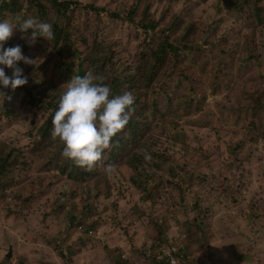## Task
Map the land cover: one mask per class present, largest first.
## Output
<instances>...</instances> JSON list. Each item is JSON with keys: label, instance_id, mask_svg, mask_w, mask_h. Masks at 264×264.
<instances>
[{"label": "rangeland", "instance_id": "obj_1", "mask_svg": "<svg viewBox=\"0 0 264 264\" xmlns=\"http://www.w3.org/2000/svg\"><path fill=\"white\" fill-rule=\"evenodd\" d=\"M0 1L8 3L0 6V21L35 17L52 24L58 36L49 42L37 37L29 46L21 35L31 36V30L15 31L4 44L19 45L36 62L17 65L25 71L28 94L0 89L5 93L0 98V149L11 152L0 179L8 185L0 198V262L6 257L10 261L5 264H114L126 257L129 264H152L144 252L174 244L189 255L187 264H264V26L251 16L252 5L236 21L225 0H55L70 2L66 15L41 0ZM39 2L47 13L39 10ZM137 3L139 12L129 16ZM151 21L159 26L144 35L138 23ZM68 22V38L62 41L57 28ZM189 26L190 36L181 40ZM159 35L175 48L160 55L150 88L137 92L147 107L144 115L156 98V111L144 118L150 127L145 140L152 145L143 155L151 160H144V166L130 157L138 168L155 174L148 188L127 186L126 166L114 171L117 177L111 173L98 181L53 179L59 176L54 162L66 160L61 145L53 140L48 148L32 152L31 134L49 115L47 102L66 90L61 86L77 75V63L90 57L92 38L114 77L123 67L131 68L125 75H134L145 62L150 67L152 57L148 62L137 58L142 51H155ZM71 38L81 52L73 55V68L64 61ZM250 96L258 98L259 107ZM5 106L10 116L4 114ZM154 161L160 164L151 169ZM189 172L206 179L194 184L185 176ZM40 192V199L22 206L23 198ZM95 192L97 208L93 198L87 200L94 208L88 223L123 193L118 215L102 214L98 227L90 228L91 236L84 226L65 229L56 205L79 212L84 198Z\"/></svg>", "mask_w": 264, "mask_h": 264}, {"label": "trees", "instance_id": "obj_2", "mask_svg": "<svg viewBox=\"0 0 264 264\" xmlns=\"http://www.w3.org/2000/svg\"><path fill=\"white\" fill-rule=\"evenodd\" d=\"M42 3H46L47 8L50 6L52 8H54L56 10V12H59V14H63L66 15L69 6H70V2H60L57 3L55 0H41ZM204 1V0H203ZM0 6H6L8 5V3H3V1H0ZM223 4L227 7V9L230 10V14L235 18L236 21L240 20L242 15L244 13H246V9L250 8V5L253 6L254 8V12L251 13L252 17H255L258 25L260 26H264V0H225L223 1ZM39 5V10L43 13H47V9L46 7H41L40 6V2L38 3ZM139 12V4L137 3L136 6L131 9L128 12V15L133 17L135 15H137V13ZM114 17H116V15H113ZM143 16L147 17V10H145L143 12ZM71 18V17H70ZM71 20V19H70ZM69 23V22H68ZM173 24L177 25L178 22L176 21V19H173ZM138 25L145 31L144 35H146L149 32H154L156 30V28L159 26V23L156 21H151L149 23H144V22H139ZM69 27H70V23L68 24V26H66L65 28H57L58 31H60L61 35H62V41H66L68 38V33H69ZM192 30V26L189 27H185V32L184 34L181 35V40H184V38L189 37L190 35H186L189 34V32ZM68 32V33H67ZM147 32V33H146ZM158 32V30H157ZM146 33V34H145ZM58 36H56V34H54V38H56ZM87 36H85L86 38ZM40 38V37H39ZM89 38V37H87ZM168 37L167 36H157L156 40H161L160 43L157 45L155 51H147L146 54L143 52L140 53L138 55L137 60H141L143 58L146 59V61L148 62L149 58L152 57V65L149 67L146 62L144 64V66L134 75H131L130 73L128 75L126 74V70H130L131 68L128 67H123L122 70H120L118 72V74L114 77L109 76V71H112L111 69H105L104 68V64L106 62V58L104 55H102L99 51V45H98V50H97V39L94 36L92 38V42H91V49H90V57L89 58H85L84 56H82L83 62L81 63H77V75L78 76H84L87 72L91 71L94 75H100L103 76L104 78V83L107 84L108 86H110L111 90H112V95H122L124 92H131L134 96H135V103L133 105L135 111L128 123V125L125 127V129H123L116 137L113 138L112 141V147H110L109 149L105 150L104 154H103V159L102 161L98 162L97 166L92 170V171H86L82 168H78L76 167L74 164H72L71 162L67 161V160H58L54 162V168L55 170L58 171L59 176L55 177L53 175V179H59L62 176H64L67 180L70 181H80L82 183L88 182V181H98L99 177L104 176L106 177V175H110L111 173H113V177H117V174L114 173V171H118V169L122 166H126L130 172L129 175H126L124 177V180L126 181L127 186H131L132 189L136 190V191H144L145 189L148 188V181L151 177L155 176L154 173H152V171H148L146 168H138V166H136L135 163H133L130 159V157H136L139 159V163L143 164L145 166L144 163V152L146 150H149V146H151V141H146V134L148 133L150 127H149V123L147 121L144 120V118L147 117L148 113L152 114L153 110L156 111L155 107V102H156V98H151L152 100V104H150L151 106H154L151 110H147V115L143 114V111L146 107V105L144 104V106L140 103L139 101V97L137 95V92L140 90L143 91H147L150 86H151V81H152V73H154V71L156 72V68L157 65H160L159 63V58L160 55L164 52V51H173L175 46L172 45L171 43H169V41H167ZM145 39V37H144ZM74 39L71 38L70 39V43L72 44L71 49H69V47H67L66 51H64V55H65V64L69 63L70 66L73 68V66H75L74 64V60H73V55L74 54H78L80 55V50L78 49L77 46H75V43L73 41ZM81 43V41H79ZM143 44H144V40H143ZM152 49V48H151ZM85 62V65H87L86 68L82 69V64ZM5 74L7 76H11V69H7L5 68ZM94 70H96L94 72ZM98 71V72H97ZM149 72V73H148ZM23 75L26 76L25 71L23 70ZM76 75V76H77ZM70 77H68L69 79ZM106 78H110V82L108 83V81L106 80ZM3 89V88H0ZM17 89H24L26 91V94H28V87L26 85L19 87ZM15 89V90H17ZM9 90V89H6ZM14 90V91H15ZM64 91H61L60 94H62ZM253 94H256L257 91H252ZM59 97H57V99L50 100L49 102H47V109L51 110L49 115L47 116V118L39 125L35 128V130L33 131V134H31V138H32V146H31V151L36 152L38 150H40L41 148H48L50 143L53 142L52 138H51V129H52V116L55 113V110L58 108V100ZM251 99H254L252 96H250ZM254 105H257V107L260 106V102L258 101V98L256 97L254 99ZM37 103H43L40 101V99H37L36 101ZM29 105H31L32 103H28ZM33 106V104H32ZM4 114L7 116H10L12 114V111L5 106L4 109ZM142 114L144 116H142ZM134 115H137L138 117L133 118ZM146 116V117H145ZM144 120V121H143ZM56 143H58L56 141ZM126 149H129V155H126ZM60 151H62V146H60L59 148ZM145 150V151H143ZM141 152V153H140ZM10 151H8V153H4L2 151V149H0V179L4 177V173H3V169L5 166H10L7 162L10 161L11 158L10 157ZM15 160V158H14ZM230 161V159H229ZM111 164L114 166V171H112L111 173H107L105 171V167ZM160 164V163H158ZM158 164H155V161L151 164L150 168L154 169L155 167L158 168ZM183 168V165H180L179 167L175 168V170L177 172H179V170ZM225 170H228L225 166H224ZM175 170L173 169H169L170 174H173V172H175ZM183 173V172H182ZM184 174V173H183ZM174 176V175H172ZM186 177L192 178L194 179V184L195 183H203L204 180L206 179L204 175H200V174H194L193 172H189L185 174ZM8 185H6L5 187L1 184L0 182V198L3 199L4 198V191L6 189ZM163 189V187L160 185V191ZM180 187H176V190H179ZM158 190V191H159ZM43 195L42 192L37 193V194H31L28 197H25L22 199L21 204L23 207H26L29 203H31V201L33 200H38L41 198V196ZM123 193H119L118 196H116L115 198H113L110 203V206H104V208L100 209L99 216H96L94 219H92L93 221H91L90 223H88V220L92 217V211L94 210V208H97L96 205V200L98 199L99 196V192H95L94 195H87L84 198V206L83 208L77 212L75 207L72 206L70 207L71 210L66 212L65 211V204L61 203L59 205H56V210H58L59 212H63V225L65 229H69L70 227L75 225V228L78 229H83L84 226V231H87L86 233H89V235L91 236V233L93 232L90 228H94V227H98L100 220H101V215L108 212L111 213H118L119 212V208H118V202L119 199L123 197ZM89 198H93L94 199V208L92 209L89 205V203H87V200ZM19 200H21L18 197ZM29 206V205H28ZM102 212V213H101ZM118 215V214H117ZM112 218V216H111ZM116 218V217H115ZM74 224V225H73ZM55 246V245H53ZM175 256H177V254H174ZM123 256V255H122ZM190 259L189 255L187 259H184L183 262L178 261V264H187L185 263L186 261H188ZM121 261H117L114 264H129V258L126 259V257L122 259H119ZM151 261L152 264H168L164 259L162 261H156L153 259H149ZM10 261V258H6L4 257L2 259V262H0V264H5V262ZM15 264H23L20 260L18 262H16Z\"/></svg>", "mask_w": 264, "mask_h": 264}, {"label": "clouds", "instance_id": "obj_3", "mask_svg": "<svg viewBox=\"0 0 264 264\" xmlns=\"http://www.w3.org/2000/svg\"><path fill=\"white\" fill-rule=\"evenodd\" d=\"M29 30L31 36L21 35L29 46L37 37L48 42L54 39L52 24L35 17L24 19L18 15L14 21H0V88L14 91L26 85L27 77L17 66L18 62L35 65L36 60L25 57L19 45L5 48L4 44L15 31L24 34ZM5 68L12 70L11 76L5 74ZM61 87L66 90L60 95L58 108L52 116L51 138L62 146L64 159L78 168L92 171L102 161L105 150L112 147L113 138L128 125L135 111V96L127 91L113 96L103 76L94 75L91 71L84 76H72ZM0 98H5L3 91H0ZM144 158L151 160L148 154ZM105 171L111 173L114 166L108 164ZM144 254L147 257L146 252Z\"/></svg>", "mask_w": 264, "mask_h": 264}, {"label": "built area", "instance_id": "obj_4", "mask_svg": "<svg viewBox=\"0 0 264 264\" xmlns=\"http://www.w3.org/2000/svg\"><path fill=\"white\" fill-rule=\"evenodd\" d=\"M183 251V248L178 249L174 244H170L166 246H159L154 253L148 250L146 252V256L151 257V259L156 261H162L164 259L169 264H173V262L178 264V261L188 258V255H184ZM174 254H177V256Z\"/></svg>", "mask_w": 264, "mask_h": 264}, {"label": "water", "instance_id": "obj_5", "mask_svg": "<svg viewBox=\"0 0 264 264\" xmlns=\"http://www.w3.org/2000/svg\"><path fill=\"white\" fill-rule=\"evenodd\" d=\"M8 257V256H7Z\"/></svg>", "mask_w": 264, "mask_h": 264}]
</instances>
